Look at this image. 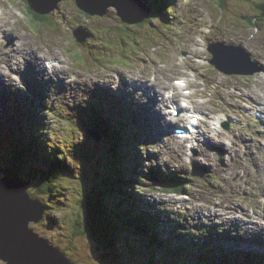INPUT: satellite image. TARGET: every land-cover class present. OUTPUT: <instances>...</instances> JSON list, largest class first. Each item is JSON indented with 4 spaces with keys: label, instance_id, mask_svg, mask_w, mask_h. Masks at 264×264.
<instances>
[{
    "label": "rangeland",
    "instance_id": "rangeland-1",
    "mask_svg": "<svg viewBox=\"0 0 264 264\" xmlns=\"http://www.w3.org/2000/svg\"><path fill=\"white\" fill-rule=\"evenodd\" d=\"M4 1L6 6L11 8L10 11L15 21L20 22L25 29L35 31L38 35L37 40L43 44L34 42V47L45 49L43 53L46 54V59L51 57L59 60V63H56L58 69L54 67L57 69L56 71L53 68L49 73L46 71L47 74L45 75L42 68L38 67L36 63L38 61L37 53L35 56L32 55L34 60H27L24 54L18 53L13 40L9 41L3 36L0 37V43L2 40H6L4 47L9 49L7 54H3L5 50L3 47L0 48V132L6 129H15L18 126L30 132L32 129L31 122H39L46 128L47 135L41 130L37 129V131L50 144H55L60 133L61 135L64 134V131L59 133V129H63L64 126L61 124V120L74 121L75 125H78L80 120L83 121L81 118L83 113L95 108L94 106H81V104L87 105L88 100L95 94L96 98L103 97L104 101H108L111 109L115 105L114 102L121 106L125 100H116L114 96L120 89L135 95V99L145 106L147 120L144 121L142 116L140 119L147 124L146 129H149L151 135L152 130L156 129V118H151L148 115L154 113L156 105L161 108L160 100H158L159 92L164 93L168 84L178 86L176 81H180L181 76L184 75L188 82L195 86V89L190 88H193V85L188 86L186 84V87H182V96L179 98L186 100L187 96L191 97L190 101L200 106H197L198 111L208 118L207 122L201 124L199 133L197 134L195 131L194 139L187 143L182 142L181 145L197 144V149L189 155L195 161L190 165L187 164L184 157L180 155L182 147H170L171 140L160 139L166 134L163 132V135L151 136L147 139V141L157 140V142L145 145L146 149L152 147L149 148V153L151 155L153 153V155L152 159L148 155V162H145L144 167L145 174L151 165H154V168L164 165L171 169L182 170V175L190 178L191 185L188 184L186 193L181 195L163 192L161 189L166 188V185L163 184L151 186L152 177L150 179H135L131 183L137 184L139 187L143 185L144 191L141 198L148 203L161 206L163 211L170 210L174 214L175 220L179 219L175 213L186 214L185 218H189L191 221L207 218V207L217 204L223 209L219 218L229 221L233 226H240L244 234L252 233L264 238V150L262 149V145L264 146V119L260 112L253 114H247L246 111L238 112L233 101H231L229 104L230 111L231 113H238V118L242 123L237 125L238 131L235 138L229 143L226 141L224 133L217 135L214 132V121L218 119L213 114L226 111L225 103L230 101V98L225 99L224 84L218 90L203 92L198 89L202 86L201 81L186 75L187 66L204 72L205 70L212 71L211 65L217 71L220 68H227L225 69L227 72L221 73L219 71L222 74L219 78L225 80L222 81L223 83H226L229 78L248 77V81L242 78L243 85L240 86V90L248 95L251 90L261 87L262 89L256 93V97L259 94L264 100V20H255L258 26L250 22L252 19L254 20L255 12H258L257 4L264 0H190L188 5H181V9L187 14L182 16L176 14L171 21V23L175 22L173 24H159L157 21L146 23L147 18L140 24H128L119 17L117 9L113 7H109L108 13L103 18L89 19L86 17V13L78 8L74 0H66L60 3L58 8L47 15H40L32 10L33 13L44 18L41 19L31 13L27 0ZM143 1L148 6L147 0ZM150 1L154 4L158 3L160 8L163 7L159 0ZM176 1L179 3V0ZM104 2H108V0ZM181 2L184 3L183 0ZM153 3L151 4L152 9L154 8ZM144 12V7L137 9V15H142ZM168 13L169 11L166 9L164 14ZM148 18H151V14ZM79 26H84L90 31L100 27L104 30V34L113 35H124L128 32L138 31L143 36H147L142 38L143 41L153 39V46L147 50L148 54L144 51L130 56L126 55L130 52L125 51L126 54L122 52L120 56H116L114 53L106 52L110 47L108 44L94 43L97 50L92 48L90 42L94 41L93 38L87 39V41L90 40L88 43L86 41L87 45L86 43L81 45L76 41L74 34ZM206 27L212 29L209 35L213 34V39H216L217 43L211 42L209 36L201 37L200 42L196 40L193 34L195 32L196 34H203ZM3 31L8 33L11 28L5 27ZM7 35L9 36V34ZM108 38L103 37L101 40L111 42ZM131 46L133 47V45ZM211 47L217 52L219 58H222L218 65L210 64V60L213 62L215 59L208 54ZM100 50L102 51L100 52ZM93 52H95L94 55H92ZM194 52H197L195 55L200 54V64L195 62ZM179 53L180 57L178 58ZM191 64L196 67H192ZM116 67L129 68L134 75L141 79L143 86H135L134 88L133 82L124 78L127 70L119 71L118 68L115 69ZM242 69L247 71H241ZM61 71H65L68 75L62 74ZM153 74L158 76V79L151 80ZM241 74L250 75L240 76ZM69 77L72 78L71 81L67 80ZM206 78L211 79L209 73ZM155 82L158 85L156 89L152 86ZM44 91H47V95H43ZM13 96L16 100H12ZM202 97L205 100L200 101ZM101 105V102L95 103L97 107ZM190 110L194 112L191 105L188 108V111ZM259 110L262 112V109ZM34 115L37 116L32 119ZM51 121L53 124H50ZM207 125L210 129L206 127ZM84 126L79 125V130L86 136ZM88 126L91 130L90 125ZM225 128H227V124L223 121L218 129L225 130L226 133L230 134V137H233V128L230 127L229 130ZM20 133L16 129L18 137L21 136ZM87 138L86 145L92 154L101 150V140L94 142V139ZM2 153L7 156L9 150L6 149ZM144 156L146 158V155ZM89 162L82 166L85 171H90L93 168ZM5 166V164H1V168H5ZM212 172L216 173L217 178L214 184L205 181L206 175ZM70 184L75 188L77 187V190L80 189L79 182H71ZM133 191L135 194V188ZM164 205L166 207H163ZM61 213L63 211L53 212L52 216L63 217ZM48 221L45 220L47 223ZM204 222L207 223L205 220ZM47 223L34 225L35 231L43 236L46 242L50 238L53 244L62 242L65 247H68L69 250H62L66 254L72 255L70 256L71 259L69 258L71 263L107 264L105 259H101V253L97 251L92 241L89 242L80 237L69 246V241L65 242L64 238L59 237V235H63V231L57 230L55 226L54 230L49 231ZM209 231L213 233L211 239L217 240L215 241V248H211L217 250L213 256L220 259L222 263L235 262L237 264L236 255L229 252L235 253L238 250L247 249L238 245V240H235L236 244L220 241L221 236L217 231ZM198 235L200 237V234ZM56 236L58 237L57 240L54 239ZM240 238L245 239L242 236ZM194 240L196 241V239ZM52 243L49 244L52 245ZM226 243L229 245L227 246ZM223 246H226L223 248L225 253L222 250L220 253L219 249ZM231 247L234 249L233 251ZM195 255L198 258L200 253L196 250ZM240 258H242L240 263L258 264L256 259L260 257L242 255ZM144 261L147 262L146 259ZM0 264L6 263L0 260Z\"/></svg>",
    "mask_w": 264,
    "mask_h": 264
},
{
    "label": "trees",
    "instance_id": "trees-1",
    "mask_svg": "<svg viewBox=\"0 0 264 264\" xmlns=\"http://www.w3.org/2000/svg\"><path fill=\"white\" fill-rule=\"evenodd\" d=\"M167 2L159 0L164 9ZM155 5L159 8L158 3ZM257 9L254 20L250 21L256 26L258 24L255 20H264V1L257 4ZM150 14L151 18H147L146 23H171L167 22V14L157 16L154 9H151ZM86 17L99 19L104 16L86 14ZM91 32L96 44H108L112 51L133 47L137 49L139 43L153 42L151 38L143 41L142 38L147 36L138 31L113 35L104 34V30L99 27ZM103 37H109L111 42L102 41ZM97 101L99 100L92 99L87 105L81 104L95 108L84 112L81 117L83 121L80 120L78 125H75L74 121H60L64 126L59 129V133L64 131V134L60 133L55 144H50L37 131L38 129L46 134V128L39 122H31L30 132L20 126L0 132V177L8 176L23 181L31 197L42 202L46 208L41 224L49 220V231L54 230V226L57 230H62L63 235L59 237L64 238L65 242L69 241V246L80 237L92 241L101 253V259H105L107 264H236L222 263L213 256L217 250L211 249L215 248V242L208 234L210 231L206 232L204 237H199L194 230L181 224L180 218L175 220L170 210L163 211L161 206L141 198L143 185L139 187L132 184V180L153 176V179L168 188L161 189L163 192L181 195L186 193L191 180L179 174L166 173L160 167L147 168L148 172L145 174L146 158L139 150L138 130H133L127 125L124 118H118L108 106H95ZM50 124H53V121ZM79 125H85L86 136L79 130ZM88 125L102 138L101 152L92 154L86 145L87 137L94 139L89 133ZM16 129L21 132L20 137L17 136ZM93 141L98 142L95 139ZM6 149L9 150L7 156L2 153ZM88 161L93 168L85 171L82 166ZM2 163L6 165L5 168H1ZM208 177L213 178L212 175ZM71 182H79L80 189L77 190ZM51 211H63V217H53ZM54 239L57 240L58 237ZM48 242L52 243L50 238ZM55 244L69 250L62 242ZM224 247L219 249L220 253L221 250L225 253ZM196 250L200 253L198 258L195 255ZM228 252L227 254H233ZM233 255L238 259L237 264H245L240 263V257L249 254L235 252ZM67 256L70 258L72 255L68 253ZM256 260L259 262L260 259Z\"/></svg>",
    "mask_w": 264,
    "mask_h": 264
},
{
    "label": "water",
    "instance_id": "water-1",
    "mask_svg": "<svg viewBox=\"0 0 264 264\" xmlns=\"http://www.w3.org/2000/svg\"><path fill=\"white\" fill-rule=\"evenodd\" d=\"M27 1L31 10L46 15L66 0ZM75 1L81 11L91 15L105 16L110 8H116L119 17L128 24H140L149 14L141 0ZM139 7L145 8L142 15H137ZM75 36L82 44L91 37L83 28L75 30ZM211 51L215 58L213 63L218 65L222 58H219L214 48ZM90 134L96 140H101L98 132L91 131ZM44 213L43 203L31 197L23 181L8 176L0 177V260L2 262L6 264H74L61 247L49 244L35 231L34 225L42 222Z\"/></svg>",
    "mask_w": 264,
    "mask_h": 264
},
{
    "label": "bare ground",
    "instance_id": "bare-ground-1",
    "mask_svg": "<svg viewBox=\"0 0 264 264\" xmlns=\"http://www.w3.org/2000/svg\"><path fill=\"white\" fill-rule=\"evenodd\" d=\"M167 2V1H166ZM169 3L167 2V5H168ZM157 7V6H156ZM167 8V7H166ZM166 8L162 11V9H159V16L160 17H162L161 16V12H162V14H164L165 13V11H166ZM174 8H175V6H174ZM167 20V19H166ZM171 21L173 20V18L172 19H170ZM170 21V22H171ZM34 60V59H33ZM225 69H227V68H225ZM39 79V78H38ZM184 82H187V81H184ZM151 84V83H150ZM187 84L188 85H191L189 82H187ZM160 85H161V83H160ZM152 86H153V88L154 89H156L157 87H158V85H157V83L155 82V83H153L152 84ZM165 87V86H164ZM150 88V87H149ZM109 96H111L110 94H108ZM263 95H264V91H263ZM112 97V96H111ZM113 98V97H112ZM115 99V98H114ZM153 100V99H152ZM157 103V102H156ZM254 103L256 104V105H258L259 107H261V109H262V107L264 106V100L260 97V95L258 94L257 95V99H255L254 100ZM192 104V102H190V105ZM161 106V105H160ZM92 120V119H91ZM207 128H209L210 129V127H207ZM206 128V129H207ZM208 129V130H209ZM166 134H169V133H166ZM206 151V150H205ZM229 194V193H228ZM232 195V194H231ZM230 196V195H229ZM253 200V199H252ZM236 207V206H235ZM238 209V208H237ZM210 230H212V229H210ZM213 231V230H212ZM214 232H216V231H214ZM210 236L211 235H213V233L212 232H209L208 233ZM221 239H220V241H225V242H227L223 237H220ZM213 241L215 242V241H217L216 239H213ZM226 245L228 246L229 245V243H226ZM226 247V246H225ZM231 250L233 251L234 249L231 247ZM225 251V250H224ZM233 254H235V253H233Z\"/></svg>",
    "mask_w": 264,
    "mask_h": 264
}]
</instances>
